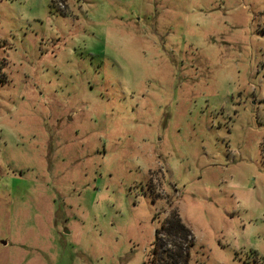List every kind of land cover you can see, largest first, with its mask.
I'll return each instance as SVG.
<instances>
[{
  "label": "rangeland",
  "instance_id": "obj_1",
  "mask_svg": "<svg viewBox=\"0 0 264 264\" xmlns=\"http://www.w3.org/2000/svg\"><path fill=\"white\" fill-rule=\"evenodd\" d=\"M52 1L0 0V264H151L174 212L264 264V0Z\"/></svg>",
  "mask_w": 264,
  "mask_h": 264
},
{
  "label": "trees",
  "instance_id": "obj_2",
  "mask_svg": "<svg viewBox=\"0 0 264 264\" xmlns=\"http://www.w3.org/2000/svg\"><path fill=\"white\" fill-rule=\"evenodd\" d=\"M52 7L54 8V0ZM161 233L164 235L162 239ZM194 247L193 232L183 223L179 214L174 212L156 231L151 264H189Z\"/></svg>",
  "mask_w": 264,
  "mask_h": 264
}]
</instances>
